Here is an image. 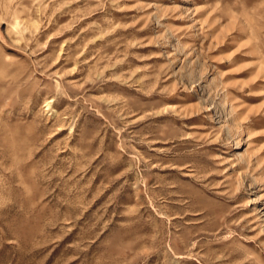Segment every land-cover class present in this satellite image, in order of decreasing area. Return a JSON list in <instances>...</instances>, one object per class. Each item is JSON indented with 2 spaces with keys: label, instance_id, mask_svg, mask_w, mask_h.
Segmentation results:
<instances>
[{
  "label": "rangeland",
  "instance_id": "obj_1",
  "mask_svg": "<svg viewBox=\"0 0 264 264\" xmlns=\"http://www.w3.org/2000/svg\"><path fill=\"white\" fill-rule=\"evenodd\" d=\"M0 264H264V0H0Z\"/></svg>",
  "mask_w": 264,
  "mask_h": 264
}]
</instances>
